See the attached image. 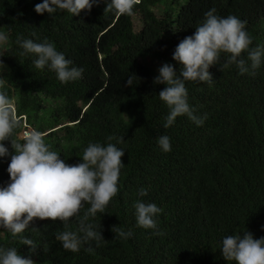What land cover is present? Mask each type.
<instances>
[{
	"label": "trees",
	"instance_id": "16d2710c",
	"mask_svg": "<svg viewBox=\"0 0 264 264\" xmlns=\"http://www.w3.org/2000/svg\"><path fill=\"white\" fill-rule=\"evenodd\" d=\"M42 2L0 0V31L8 37L0 78L20 121L9 139L23 142L19 133L32 126L69 165L82 162L90 143H113L125 152L119 192L105 213L86 221L97 231L101 225L103 240L78 252L65 250L55 236L66 230L83 235L79 222L87 203L66 224L34 219L16 236L0 228V247L16 248L35 264H235L222 256L225 236L264 237V56L253 70L243 52L239 59L249 71L240 74L235 64L224 67L229 54L222 53L209 68L211 86L184 81L194 115L207 117L201 126L181 115L165 128L170 109L158 94L166 85L153 80L164 64L179 77L174 50L211 9L246 21L249 47L264 49V0H141L132 15L105 10L110 0L78 15L59 8L38 14L34 8ZM18 38H47L71 66L83 69L82 77L61 83L47 66L37 69L34 54L21 55ZM146 55L159 60L156 72L143 61ZM128 77L133 86H126ZM161 135L170 138L168 152L158 144ZM3 143L11 153L10 142ZM9 162L10 156L0 157V186L9 183ZM141 188L146 196L138 194ZM137 201L163 209L155 229L137 225ZM113 226L132 236L120 238ZM25 237L37 245L34 251L21 244ZM89 246L93 251L85 250Z\"/></svg>",
	"mask_w": 264,
	"mask_h": 264
},
{
	"label": "clouds",
	"instance_id": "9594fccd",
	"mask_svg": "<svg viewBox=\"0 0 264 264\" xmlns=\"http://www.w3.org/2000/svg\"><path fill=\"white\" fill-rule=\"evenodd\" d=\"M100 0H43L35 5L38 14L54 13L57 8L66 10L72 15H78L81 10L90 11L93 4ZM141 0H110L105 10H115L118 15H132L133 8ZM204 22L195 28L193 35L186 36L178 43L173 53V60L180 65L179 77L177 71L169 64L162 65L154 77V84H165L166 87L158 94L170 111L166 117L165 128L173 124L181 115H187L197 126H201L207 118L194 115V110L188 103V93L184 81L206 82L209 86L214 82L210 66L216 65L222 53L229 54L224 67L235 64L240 74L249 71V65L244 59H239L247 52L250 67L255 70L260 67L264 49L260 46L250 48L252 38L245 30L246 21L234 15L218 17L215 9L206 14ZM8 37L0 32V44ZM17 43L24 50L21 55L34 54L33 61L37 69L46 66L55 72L61 83L76 81L82 77L83 69L73 67L72 61L58 52L47 38L37 43L31 39H19ZM0 64H3L0 61ZM182 66V67H181ZM5 81L0 78V157L10 156L7 172L9 183L0 186V228L6 229L13 236L24 232L34 219L52 220L67 223L70 218L80 214L81 208L87 203L90 207L79 222L78 235L74 231H62L55 239L65 250L78 252L90 241L103 240L101 225L86 223L89 217L97 213H105L106 207L119 192L118 183L120 170L123 166L121 158L124 150L113 143L106 146L100 143H90L83 151L82 162L69 165L50 145L45 143L44 133L32 129L19 140H10L14 130L19 127V119L12 99L2 89ZM126 86H133L128 77ZM109 141L113 136L107 138ZM123 137L120 138V141ZM4 141H9L12 152L5 147ZM119 142V141H118ZM158 144L164 152L171 150L170 138L166 135L158 137ZM140 196H146L147 190L139 189ZM136 223L145 229H155L157 222L154 217L163 209L155 203L137 201L134 205ZM120 238H130L132 233L120 227L113 226ZM160 234V233H158ZM21 244L28 245L30 251L37 247L30 238H23ZM93 251L92 247L85 249ZM221 253L226 261L235 264H264V237L254 239L250 232L227 235L221 241ZM0 264H35L30 258H23L16 248L0 247Z\"/></svg>",
	"mask_w": 264,
	"mask_h": 264
},
{
	"label": "rangeland",
	"instance_id": "374dc122",
	"mask_svg": "<svg viewBox=\"0 0 264 264\" xmlns=\"http://www.w3.org/2000/svg\"><path fill=\"white\" fill-rule=\"evenodd\" d=\"M1 32V31H0ZM6 47V42L0 44V52L3 51ZM144 62L148 63L150 68L156 72L160 62L157 58H155L152 55H146L145 57L142 58ZM29 130H32V126H27L19 133V137H22L24 134H26Z\"/></svg>",
	"mask_w": 264,
	"mask_h": 264
}]
</instances>
